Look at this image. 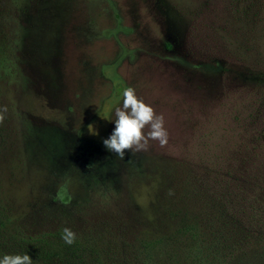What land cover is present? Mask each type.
<instances>
[{"label":"rangeland","instance_id":"374dc122","mask_svg":"<svg viewBox=\"0 0 264 264\" xmlns=\"http://www.w3.org/2000/svg\"><path fill=\"white\" fill-rule=\"evenodd\" d=\"M0 7V190L20 219L84 214L92 233L125 241L139 231L135 223L157 228L173 162L202 171L190 161L206 156L210 165L221 149L257 144L238 143L246 131L233 116L264 73V0ZM128 87L163 117L168 139L120 158L102 138ZM258 143L264 147L263 134Z\"/></svg>","mask_w":264,"mask_h":264},{"label":"trees","instance_id":"16d2710c","mask_svg":"<svg viewBox=\"0 0 264 264\" xmlns=\"http://www.w3.org/2000/svg\"><path fill=\"white\" fill-rule=\"evenodd\" d=\"M263 74L250 84L256 88L253 100L243 99L233 116L246 131L236 137L238 143L257 144L221 149L210 165H204L206 156L190 161L205 167L202 171L173 162L158 203L157 228L135 223L139 231L128 232L123 241L92 233V217L84 214L20 219L0 190V253L27 252L33 264H264V147L258 143L264 138ZM248 117L252 121L244 124ZM257 129L261 133L251 138ZM64 227L76 233L70 245L61 239Z\"/></svg>","mask_w":264,"mask_h":264},{"label":"clouds","instance_id":"9594fccd","mask_svg":"<svg viewBox=\"0 0 264 264\" xmlns=\"http://www.w3.org/2000/svg\"><path fill=\"white\" fill-rule=\"evenodd\" d=\"M120 106L113 111L108 120L113 128L108 136L102 138L104 147L118 157L123 158L125 150L139 151L147 146L148 140H156L164 145L168 139L167 130L163 126V117L155 114L150 104L139 98L131 87L125 88ZM89 132L96 134V129L89 124ZM61 239L65 244H72L76 233L64 227ZM0 264H33L27 252L0 253Z\"/></svg>","mask_w":264,"mask_h":264}]
</instances>
